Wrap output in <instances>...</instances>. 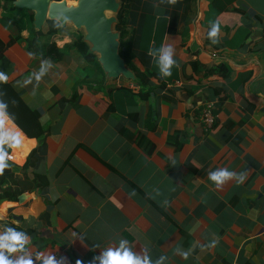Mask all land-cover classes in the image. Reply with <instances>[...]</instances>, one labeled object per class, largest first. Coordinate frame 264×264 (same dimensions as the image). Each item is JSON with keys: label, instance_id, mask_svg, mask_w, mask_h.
I'll use <instances>...</instances> for the list:
<instances>
[{"label": "crops", "instance_id": "crops-1", "mask_svg": "<svg viewBox=\"0 0 264 264\" xmlns=\"http://www.w3.org/2000/svg\"><path fill=\"white\" fill-rule=\"evenodd\" d=\"M208 3L196 1L195 17L174 31L164 6L145 17L133 64L150 74L147 98L78 51L54 59L29 49V28L0 19V104L19 122L6 114L3 131L21 140L3 145L2 187L21 191L0 200V236L26 231L22 248L0 249L13 264H101L109 249L141 264H264V0H233L215 18L205 17ZM74 30L50 39L61 47ZM168 53L175 63L165 67ZM222 170L231 175L210 179Z\"/></svg>", "mask_w": 264, "mask_h": 264}, {"label": "trees", "instance_id": "trees-1", "mask_svg": "<svg viewBox=\"0 0 264 264\" xmlns=\"http://www.w3.org/2000/svg\"><path fill=\"white\" fill-rule=\"evenodd\" d=\"M13 0H0V19L6 26H17L18 32L21 29L28 27L29 35L26 38L27 47L35 51H42L44 55L50 56L54 59H59L64 51L63 49L66 46H71L76 49L90 64V66L96 67L99 69L103 76L104 73L96 59V55L89 50L88 44L83 41L82 33L75 31L76 37L70 42L65 43L61 47L57 46L55 41H51V37L54 34L60 33L64 28L61 27L57 21L46 20L40 30H35L33 28V11L26 8H18L12 4ZM233 0H208V9L205 13L207 18H215L216 15L224 10L228 9V5L232 3ZM156 5H161L165 7V13L171 17L169 21L170 28L174 31L177 25L181 24L187 27L186 21L195 17L197 14L196 0H120V8L116 15L117 23L115 24V30L120 32V45L119 53L121 57L125 60L126 64L132 69L137 77L135 83L138 87L137 94L140 98H147L150 94V91L147 89L149 83L150 74L146 72H140L136 69L133 64V59L136 58V55H139L137 52L138 38L140 32L143 30L144 20L147 15L154 11ZM170 7L172 8L170 11ZM180 22V23H179ZM179 23V24H178ZM185 27V28H186ZM20 33L12 37L8 43L20 39ZM247 36L244 35V39ZM236 36L233 37L235 39ZM4 45L0 41V58L2 57ZM194 66V63H193ZM90 67L91 72L86 76V79L93 77L94 68ZM223 66H218L217 68L211 69L221 70ZM222 75L226 77V72H222ZM107 109L109 106L106 107ZM6 114H8L12 119L14 117L10 114L9 109L4 108ZM17 121L18 120H15ZM16 122V123H17ZM19 123V122H18ZM19 125V124H18ZM20 126V125H19ZM20 128L28 136H38L40 138L42 130L30 131L26 127ZM38 128V127H37ZM144 149L149 152L152 149V145L146 143ZM26 152V149H25ZM8 173L0 174V200H16L17 196L20 194V189L7 185L2 187L3 183L7 182ZM35 178H40L39 175H35ZM18 230V229H17ZM19 233L25 234L26 231L19 230Z\"/></svg>", "mask_w": 264, "mask_h": 264}, {"label": "water", "instance_id": "water-1", "mask_svg": "<svg viewBox=\"0 0 264 264\" xmlns=\"http://www.w3.org/2000/svg\"><path fill=\"white\" fill-rule=\"evenodd\" d=\"M12 4L33 11L35 30H40L46 20H54L61 27L71 25L81 32L105 79L123 76L136 81L134 71L119 53L120 32L115 30V24L120 0H13ZM22 198L20 195L19 199Z\"/></svg>", "mask_w": 264, "mask_h": 264}, {"label": "clouds", "instance_id": "clouds-1", "mask_svg": "<svg viewBox=\"0 0 264 264\" xmlns=\"http://www.w3.org/2000/svg\"><path fill=\"white\" fill-rule=\"evenodd\" d=\"M173 2H175V0H173ZM217 32H218V26L213 25V29L212 31H210L209 37L216 36ZM161 62L165 65V67H170L172 64L175 63L172 60L170 53L165 54L161 58ZM167 74L171 75L170 72H168ZM6 79H7L6 76L3 73H0V80H6ZM5 107L6 105L0 104V174H3L4 169L8 167V165L5 163L6 157L8 159L11 158L8 156V153L4 151L3 145L10 141L11 142L10 146L16 148L21 143V140L19 138L20 134L18 132L3 131L5 124V116H6V113L4 111ZM230 175L231 173L222 170L218 173L211 174L210 179L217 181V183H220L222 182L223 178L228 177ZM23 243H24V234L16 232L13 229H8L5 235L0 236V249H7L9 253L16 251L18 246L22 248ZM121 247H123V242L121 244ZM99 259H101V264H141V262L137 258H134V256L126 249L123 252H121L120 249H116V250L109 249L108 251L103 253V256L100 257ZM0 264H13V262L8 260L5 257L4 253L0 251ZM16 264H32V261L30 259L24 260L23 258H21L18 261H16ZM44 264H56V262L53 257H49L48 259L45 260ZM76 264H84V261L81 259H77Z\"/></svg>", "mask_w": 264, "mask_h": 264}, {"label": "built area", "instance_id": "built-area-1", "mask_svg": "<svg viewBox=\"0 0 264 264\" xmlns=\"http://www.w3.org/2000/svg\"><path fill=\"white\" fill-rule=\"evenodd\" d=\"M212 108H213L212 102H205V104L203 105L202 110H201V115H200L201 122L208 128L212 127V125L214 123V115L212 113ZM21 258L26 260V258L23 256L19 257V258L14 257L13 258L14 264H16V261H18ZM31 261H32V264L38 263V260L36 257L33 258Z\"/></svg>", "mask_w": 264, "mask_h": 264}, {"label": "rangeland", "instance_id": "rangeland-1", "mask_svg": "<svg viewBox=\"0 0 264 264\" xmlns=\"http://www.w3.org/2000/svg\"><path fill=\"white\" fill-rule=\"evenodd\" d=\"M67 33H68V32H67ZM72 50H73V51H76V49H75L74 47H71V46H69V45L66 46V47L63 49L64 52H66V51H72Z\"/></svg>", "mask_w": 264, "mask_h": 264}]
</instances>
